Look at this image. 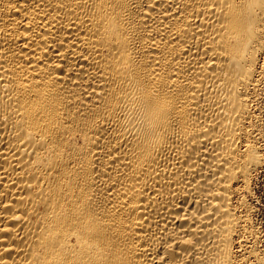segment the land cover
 <instances>
[{
  "label": "bare ground",
  "instance_id": "obj_1",
  "mask_svg": "<svg viewBox=\"0 0 264 264\" xmlns=\"http://www.w3.org/2000/svg\"><path fill=\"white\" fill-rule=\"evenodd\" d=\"M263 55L264 0H0V264H262Z\"/></svg>",
  "mask_w": 264,
  "mask_h": 264
},
{
  "label": "rangeland",
  "instance_id": "obj_2",
  "mask_svg": "<svg viewBox=\"0 0 264 264\" xmlns=\"http://www.w3.org/2000/svg\"><path fill=\"white\" fill-rule=\"evenodd\" d=\"M261 58H263L261 59V62H264L263 61L264 55ZM261 79H260L261 85H259L260 97L258 100V108L256 112V116H257L256 123L260 128H262L260 130L263 133L262 135L264 139V132H263L264 131V76ZM262 143H264V140H262L261 144ZM262 145L264 146V144ZM263 152H264V148H262V153ZM248 203L250 205V208H252L250 209V216H249V222L251 221L252 222L249 226H251L252 231L255 233L253 235L257 234L256 236H257L258 254L259 257L262 260H264V165L261 171L255 176L253 180L252 192L251 195L248 197ZM262 264H264V261H262Z\"/></svg>",
  "mask_w": 264,
  "mask_h": 264
}]
</instances>
